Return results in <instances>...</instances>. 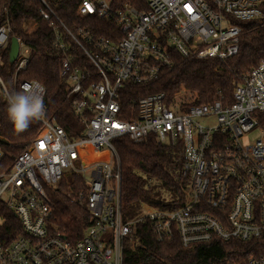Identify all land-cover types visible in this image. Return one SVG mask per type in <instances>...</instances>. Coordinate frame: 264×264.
<instances>
[{"label": "built area", "instance_id": "built-area-1", "mask_svg": "<svg viewBox=\"0 0 264 264\" xmlns=\"http://www.w3.org/2000/svg\"><path fill=\"white\" fill-rule=\"evenodd\" d=\"M133 2L81 0L78 19L108 24L72 30L41 0V19L64 52L60 76L66 80L67 97L85 129L70 137L48 118L44 104L43 115L35 119L41 126L37 136L12 166L0 171V264H123L124 240L136 222L147 221L157 241L178 238L185 249L214 240L264 241V60L241 78L230 102L221 96L197 105L179 94L168 102L159 93L141 98L136 114L120 103L127 83H151L174 55L221 61L238 55L243 32L236 23L262 20L264 0ZM10 32L8 25L0 27V67L4 51L10 52ZM63 35L80 49L86 63L73 64ZM16 39L18 73L27 69L31 50ZM25 85L44 103L46 90L40 83L25 81L20 91ZM14 94L0 75V97L8 102ZM255 129L261 137L242 143ZM122 137H128L133 148L154 139L178 151L172 175L187 183L183 206L148 205L136 222L123 221V172L112 145ZM2 157L0 148V161ZM67 175L82 178L84 185L71 201L92 216L77 241L51 222L48 192ZM241 264H264V255Z\"/></svg>", "mask_w": 264, "mask_h": 264}, {"label": "trees", "instance_id": "trees-1", "mask_svg": "<svg viewBox=\"0 0 264 264\" xmlns=\"http://www.w3.org/2000/svg\"><path fill=\"white\" fill-rule=\"evenodd\" d=\"M55 10L60 20L72 30L80 25H97L102 29L108 23L104 20L89 18L80 20L76 10L81 0H45ZM131 2L133 0H121ZM41 0H0V27L8 25L10 36L20 38L30 48L31 57L28 67L16 73V64H9V49L4 51L0 75L10 93L20 92V85L25 81H36L46 90L44 104L48 118L55 119L67 134L78 137L85 129L84 123L73 110V100L67 97L66 80L61 78L60 71L64 52L56 45L54 32L49 24L41 19L39 10ZM264 12V4L262 6ZM34 23L36 28L31 33L25 32L27 24ZM242 28L241 45L238 55L227 60L172 57L171 65L163 67L158 77L147 85L127 83L120 93V103L124 109L133 107L136 114L138 101L146 96L164 93L168 102L179 94L191 104H208L221 96L232 100V94L241 82V78L264 60V18L246 23H236ZM65 43L71 48L73 64L79 66V61H85L82 52L66 36ZM86 63V61L84 62ZM8 102L0 97V148L3 157L0 161V171L12 166L16 157L23 152L25 146L37 136L40 123L33 120L27 130L17 133L8 118ZM264 126V116L261 118ZM134 120V117L133 119ZM120 161L123 177L128 185L133 187L135 196L144 204H152L155 208L175 209L183 206L186 201L187 183L172 175L176 149L157 144L154 139L146 141L148 151L133 149L128 137H122L112 142ZM157 151H168L172 154L170 165L161 163L164 175L172 195L171 201L153 198L151 190L144 191L136 182L130 170V158L135 154L140 159H156ZM84 182L78 175H67L58 188L50 190L48 195L53 203L51 222L66 234L68 238L77 241L90 225L92 216L86 208L72 202L74 193L82 188ZM13 217V216H12ZM14 219V217H13ZM264 255V241L240 242L236 240H214L211 243L194 246L189 249L182 247L178 238L159 242L150 223L136 222L132 232L123 244V264H241L253 256Z\"/></svg>", "mask_w": 264, "mask_h": 264}, {"label": "rangeland", "instance_id": "rangeland-1", "mask_svg": "<svg viewBox=\"0 0 264 264\" xmlns=\"http://www.w3.org/2000/svg\"><path fill=\"white\" fill-rule=\"evenodd\" d=\"M36 28L34 23L27 24L25 26V32L31 33ZM261 137L260 131L255 129L251 131L248 135L242 138V143H250L258 140ZM1 140V137H0ZM146 144V143H145ZM141 145L133 148L138 151H148L146 145ZM93 158H100L99 156H94ZM156 161L149 159H140L135 154L130 158V170L133 172L134 179L142 187L144 191L149 189L153 198H161L164 201H171L172 195L168 187L165 186L164 182H167L166 176L164 175V168L160 165L165 163L167 166L170 165L172 161V154L168 151H157L154 154ZM161 162V163H160ZM123 193H122V219L126 223H134L139 220L145 212V208L149 205L151 208L154 207L152 204H144L139 202L135 196V191L133 187L128 185L126 178L123 177L122 181ZM149 190V191H150Z\"/></svg>", "mask_w": 264, "mask_h": 264}, {"label": "clouds", "instance_id": "clouds-1", "mask_svg": "<svg viewBox=\"0 0 264 264\" xmlns=\"http://www.w3.org/2000/svg\"><path fill=\"white\" fill-rule=\"evenodd\" d=\"M8 118L17 133L27 130L31 122L39 119L44 112L42 96L30 86H23L22 91L9 96Z\"/></svg>", "mask_w": 264, "mask_h": 264}, {"label": "water", "instance_id": "water-1", "mask_svg": "<svg viewBox=\"0 0 264 264\" xmlns=\"http://www.w3.org/2000/svg\"><path fill=\"white\" fill-rule=\"evenodd\" d=\"M19 52V44L15 37L11 38L10 52H9V64L13 65L17 59Z\"/></svg>", "mask_w": 264, "mask_h": 264}]
</instances>
